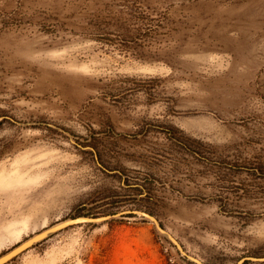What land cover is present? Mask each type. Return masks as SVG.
Instances as JSON below:
<instances>
[{
  "label": "rangeland",
  "instance_id": "374dc122",
  "mask_svg": "<svg viewBox=\"0 0 264 264\" xmlns=\"http://www.w3.org/2000/svg\"><path fill=\"white\" fill-rule=\"evenodd\" d=\"M140 210L264 256V0H0V256L121 213L6 264H199Z\"/></svg>",
  "mask_w": 264,
  "mask_h": 264
},
{
  "label": "water",
  "instance_id": "95a60500",
  "mask_svg": "<svg viewBox=\"0 0 264 264\" xmlns=\"http://www.w3.org/2000/svg\"><path fill=\"white\" fill-rule=\"evenodd\" d=\"M139 212L144 218H147L151 222H153L155 227L160 232L165 233L168 236V238L172 241V243L177 247V249L179 250V252L182 255L186 256L187 258H190V259L194 260L195 262H197L199 264H201L200 259H198L195 256H192V255L188 254L184 250V248L182 247L180 242L170 232H167L163 228L162 224L160 223V221L158 220V218L156 216H154L153 214H151V213H149L147 211H144V210H140ZM127 213H132V211L128 210ZM120 214L119 213H115V214H106V215H98V216L79 215V216H76V217H72V218H68V219L62 220V221L56 223L55 225L45 229L44 231L37 233L33 237L21 242L20 244H18L17 246L12 248L11 250H9L6 253H4L3 255H1L0 256V264H6L11 259H13L17 255H19L20 253L25 251L27 248H29L33 244V242L35 240H37L38 238H40V237H42V236H44V235H46V234H48L50 232H54V231L63 229L65 227H68V226H71V225H74V224H78V223H82V222H91V223L102 222V221H105V220L109 219L110 217H112L114 215H120ZM246 260L264 261V256L263 257L245 256V257H242L237 262V264H242Z\"/></svg>",
  "mask_w": 264,
  "mask_h": 264
},
{
  "label": "trees",
  "instance_id": "16d2710c",
  "mask_svg": "<svg viewBox=\"0 0 264 264\" xmlns=\"http://www.w3.org/2000/svg\"><path fill=\"white\" fill-rule=\"evenodd\" d=\"M245 262H246V261H245ZM245 262H244V263H245ZM244 263H243V264H244Z\"/></svg>",
  "mask_w": 264,
  "mask_h": 264
}]
</instances>
